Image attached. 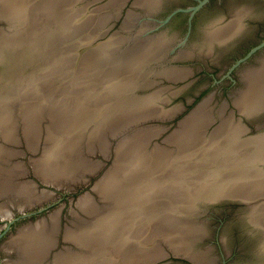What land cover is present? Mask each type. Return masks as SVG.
I'll return each instance as SVG.
<instances>
[{
    "label": "rangeland",
    "instance_id": "374dc122",
    "mask_svg": "<svg viewBox=\"0 0 264 264\" xmlns=\"http://www.w3.org/2000/svg\"><path fill=\"white\" fill-rule=\"evenodd\" d=\"M34 1L38 4L43 0ZM94 1L64 0L50 16H39L33 31L29 30V23L26 29L22 27L21 35L9 32V28L14 31L17 25L12 24L19 19H0V206L13 210L11 220L0 218V264H103L107 256L113 257L108 254L117 239L122 242L121 249L130 244V225L136 223V216L130 217L136 211L133 201L158 198L150 193L158 181L144 183L143 174L161 163L163 166L173 163L172 166L183 164L180 174L188 175L195 170L185 168L187 160L208 161V156L198 158L189 154L190 158L182 156L181 161L174 158V162L164 163L171 152H157L150 158L142 148L140 140L145 126H160L156 117L154 120L144 117L146 109L155 103L168 113L173 110L170 107L182 103L186 109L179 114L183 116L194 105L185 102L192 96L191 88L178 89L183 81L167 90L164 78L175 79L159 75V69L166 66L153 64L152 70L158 71L157 74L152 71L150 79L155 84L139 89L148 79L144 73L130 93V86H126L130 83L128 46L148 38L134 35L136 27H121V16L116 23L107 20L97 30L92 28V18L89 25H80L82 14L90 15L97 7L110 9L109 0ZM122 2H118L116 11L114 7L107 12L117 16L120 12L125 17L130 0ZM118 32L121 37L124 35L118 42L121 47L111 48L113 56H107L110 50L103 43ZM100 40L102 43L97 44ZM100 45L103 51L99 50ZM103 53L106 55L101 56ZM115 65L127 70L124 72L128 75L120 78L115 75L113 85L129 90L117 88L115 93L121 97L114 103L102 101L97 97L99 88L105 90L109 86L106 78ZM161 79L164 81L159 82ZM190 79L191 76L186 81ZM209 81L208 76L201 75L196 86ZM161 86L165 88L161 91L163 99L149 96ZM204 91H211V87ZM130 95L135 99L144 97L145 103L141 99L130 101ZM148 97L151 99L147 100ZM222 100L223 97L218 103ZM213 102L209 105H214ZM216 111L214 108L213 112ZM149 119L152 121L143 122ZM171 129L153 137L145 147L154 146V140L161 142ZM202 148L206 150L205 146ZM173 170L168 168L169 173ZM205 177H198L199 182H204ZM86 178L90 180L88 185L84 184ZM189 182L190 179L185 180L182 186L190 188ZM46 188L55 190V194ZM86 190L90 193H83ZM181 201L174 199L176 203ZM177 211L183 221L189 218L185 208ZM195 246L198 249L199 245ZM146 263L150 262L134 264Z\"/></svg>",
    "mask_w": 264,
    "mask_h": 264
},
{
    "label": "bare ground",
    "instance_id": "6f19581e",
    "mask_svg": "<svg viewBox=\"0 0 264 264\" xmlns=\"http://www.w3.org/2000/svg\"><path fill=\"white\" fill-rule=\"evenodd\" d=\"M63 1L64 0H43L41 2L42 4H36V1L34 0H30V3H27V0H0V11L2 10V12H0V19H5L6 21H15L19 19V22L15 21V24H12L17 25L14 26V31H10L12 28H9V32H11L12 34L21 35L24 33L22 27L23 29H26V27L31 24L29 30L33 31V26L36 24V21L40 19L39 16H50L52 11H54V8H56L58 4ZM122 1L124 0H109L108 4L110 9L108 8V6L107 10H100L97 7L95 11L90 15L82 14L81 16H79L80 25H89L90 18H92V28L94 30H97V26L105 24L111 17H117V15L107 11L112 10L114 7V10L116 11L118 2L123 3ZM158 1L159 0H134L132 3L134 6H143L145 10H152L156 7ZM80 11H82V9ZM130 13L132 12L128 10V13L125 15L124 19H122L123 24H121V27H124L126 29L130 28ZM232 24L234 23L232 22ZM23 25L27 26L24 27ZM132 26L134 27V24ZM225 27L221 26L212 28L209 31L208 40L211 41L214 39L216 40L225 37ZM228 29L226 28L225 30ZM232 30L235 29L233 28ZM228 32L231 33L232 31ZM228 32L226 33L228 34L227 37H229L230 34ZM120 33L121 32H118L116 36L110 37L107 42L103 43V46H108L110 50V53L107 56H113L111 50L114 47L116 49L121 47L118 42H120L121 39H124V35H122L123 37H121ZM222 35L224 36L222 37ZM3 36L4 35H1V37ZM5 38L7 39L10 37ZM146 38L148 39H146L145 41L141 40L140 42L133 43L132 46H128L130 47L128 49L130 50V60L127 70L130 74V83L126 84V86H130V93H132L135 87L138 86V82H140L138 79L144 73H146V78H148L146 79V81L144 80L142 82L144 87H149L152 86V84H155V80H151L153 78L150 79V74L152 73V71H154L156 74L158 71L152 70L153 64L162 59L165 56L164 52L167 50L166 49L164 51L168 41L162 36L156 35ZM99 43L101 44L102 40L98 41L97 44ZM103 46L100 45L98 47L100 51L104 50ZM86 48L89 47L87 46ZM85 51L86 49L84 50V52ZM185 52L187 53V51ZM189 52L192 53L191 51ZM82 55L85 54L82 53ZM105 55L106 54L103 53L101 56ZM124 60L126 61V59ZM263 63L264 61L262 62V64ZM119 67L120 66L115 65L111 69L109 76L106 78V82L109 86H105V90H101L99 88V94H97L96 92L98 99H101L102 101L107 99L114 103V100H117V98L121 97L115 93V91L118 90L117 88H126L129 90V88L125 86L118 87L117 85H113L116 82L114 78L115 75H118V78L122 77V75L124 74L128 75V72H124L127 70L122 71L121 67ZM166 67H162L161 69H159V75L163 74L165 77L175 80L181 79L182 77H185L187 75V71L182 68ZM250 70H247L248 73L251 72ZM253 71V74L256 73L255 77L252 75L253 78L251 79L244 75V77L249 78L250 81H247L249 83L245 85L242 91L239 90V92H241L240 95H235L233 99V103L241 113L247 112L249 114V112H253V110L256 111L258 108H260V106H262L263 109L264 106V101L262 100L263 98L260 96L261 93H264V84L262 83V85H260L259 83L261 77L264 75V66H259V68H256V70L254 69ZM247 78L246 80H248ZM262 80L263 79H261V81ZM163 89L165 90L164 86H161L156 90L151 91L149 93V96L153 97L154 99H161V93L163 92ZM167 90L169 89L167 88ZM177 91L178 89L175 92ZM258 93L260 94L259 96L261 97V100L256 99ZM210 96L207 95L206 97H204L202 101L197 103L190 112L180 118L174 128H172L162 137L161 142L159 141L157 143V141L154 140V143L156 144H154V146H152L150 149L146 148L145 146L151 139H153V137L160 136L163 133L164 129H162V127L157 128V126L153 125H146V129H143V132L141 133L143 140L141 139L140 142L142 144L141 146H143L142 148L146 152H148V156L150 158H152V155L157 152H171V155H168V158H165L164 163H168V161L174 162V158L177 160L179 159V161L187 157L190 158L189 154H194L195 157L198 158L201 155H203L204 157L208 156V161H195V159L187 160L185 168L195 170L192 172H188V175L180 174L183 168V164H176L172 166L173 163L171 165L165 166H163V163H161V166L151 167L147 174H143L141 181L144 183H149L153 179L158 181L154 190H151L150 192L151 196H157L158 198H148L145 200V202H142L139 199H137L138 201H133L132 204L134 205L136 211L135 213H132L130 217L136 216V223H131L130 225V244H125V247L121 249L119 247L122 246V242L120 239H117L114 243L113 249H111L108 254L112 255L113 257L107 256L106 258L108 259H106L103 264H134L136 262H150L146 264H152L158 261L160 258L165 257L170 252L173 254L186 256L196 264H212L207 249L198 250L195 247L196 241H198L205 233L203 220L197 219L196 217L199 215L197 206L198 201L211 200L221 196L224 193L227 195V193L229 194L231 192L234 193L233 195H235V193L241 195V198L247 202H250L252 200L251 198L254 197L256 193L258 194L260 192L264 195V178L262 177L263 175H261L263 172L260 173L263 169H261L260 171L259 168H256V161L264 160V134L260 137L255 136L256 138H250L249 136L242 137L241 125L239 126L238 122L235 123L231 121L233 120L230 118L231 116H224V114L223 116H220V123L215 125V127L211 130L207 131V126L212 123L213 120H215L213 116V107L212 105H209ZM150 97H148L147 100H150ZM164 97L166 98V95ZM140 99L143 100L144 97ZM140 99H135L133 95H130V101L135 100L137 102V100ZM143 103H145L144 100ZM255 104H258L256 105L258 107H256V110L253 109V107L255 108ZM110 105H112L111 102ZM225 105L223 101L220 107H218V111L216 112H224V109L226 108ZM251 106H253V110L250 109L251 111H249V107L251 108ZM102 107L103 106H101L100 108ZM162 110L167 111L164 109ZM175 110L177 109L173 108L171 112L165 113L162 112L158 105L154 103L152 108L146 109L144 117H146L145 115H147L152 119L153 117H156L155 119H163L171 117L175 113ZM152 119L143 122H149L152 121ZM154 127L156 128L155 131L153 130ZM203 146L206 147L205 151H202ZM200 152L201 154L199 155ZM182 156H184V158H181ZM148 165L149 161H146L145 167H148ZM169 167L171 169H174L171 173H169L168 171ZM169 177L172 178L166 180ZM198 177H205L204 182H199L198 179L200 178ZM187 179H190V188H185L182 186ZM88 181L89 178H86L84 180L85 184L88 183ZM99 181L101 180L99 179ZM101 183L102 182H100L99 185ZM159 184L160 187H158ZM98 192L100 193V190ZM142 194L144 193L142 192ZM171 195L176 196L175 198L179 201L184 198L185 200L181 201L182 203H176L174 202L175 198L169 197ZM233 195L231 194V196ZM168 197L169 200L167 201ZM261 202L262 201H260L259 203L261 204ZM253 204L255 205V203ZM156 205H162L163 208L157 207ZM254 205H251L250 209H248L247 215L249 217L252 216L253 219L258 220V223L261 220L262 223L259 224L263 226L262 229L264 231V202L262 203V205H258V207ZM188 207H190L191 209L188 210ZM180 208H185L186 212H188L187 216H189V218H185V221H183L182 218L177 215V210H180ZM12 217V209L0 206V218L11 220ZM135 229H140L141 231L138 232L135 231ZM261 242V248H263L264 250V237L263 241Z\"/></svg>",
    "mask_w": 264,
    "mask_h": 264
},
{
    "label": "flooded vegetation",
    "instance_id": "af4514ba",
    "mask_svg": "<svg viewBox=\"0 0 264 264\" xmlns=\"http://www.w3.org/2000/svg\"><path fill=\"white\" fill-rule=\"evenodd\" d=\"M99 1L102 0H96L94 3ZM133 1L130 0L128 10L132 12L130 28L133 29L134 24L137 31L134 35L141 38L160 35L168 41L164 49V51L168 50L164 52L166 57L154 63V66L179 65L180 68L191 71V79L184 82L183 89L191 88L190 99H194L193 103L211 95L210 103L215 101L212 106L218 111V107L223 103H218V100L223 97L222 101L224 105L226 104V108L224 112H213L215 120L207 126V131L220 123V116L224 114V116H231L230 118L233 119L231 121H237L239 126L241 125L242 137L262 136L264 106L262 109V106L258 108L256 106L258 104H255V108L251 106L249 111L256 110L257 107L256 111L253 110L249 114L241 113L233 103V99L235 95H240L239 90L244 89L249 83L247 81H250L249 78L252 79V75L255 77L256 73L253 74V70L264 66V63L262 64L264 61V0H159L160 2L158 1L152 10H145L140 5L134 6ZM119 16L124 19L119 12L117 17L110 18L111 23H116ZM221 26H226L225 29L229 28L224 29L226 38L222 35L221 39L208 40L209 31ZM233 28L235 30H232ZM227 32L230 33L229 37ZM247 70H250L252 74ZM201 75L208 76L210 81L197 87L196 84ZM244 75L249 77H246L248 80ZM262 77L261 79L264 80ZM261 79L260 85L264 84ZM210 87L211 91H204ZM259 93L256 99L261 100L262 97L264 101V93L261 95ZM187 100L185 99V102ZM228 109L229 112H227ZM180 116L182 117L178 114L176 119L181 118ZM263 161H256V168L260 171L264 170ZM263 170L260 173L263 172L261 175L264 178ZM231 194L234 193H227V195L224 193L214 198L216 202L200 204L199 215L196 217L208 223V226L204 224L205 233L195 244L199 245L198 249H207L212 264H264V250L261 248L264 231L263 226L259 224L262 222L260 220L258 223V220L247 215L253 203L256 207L262 205L264 195L260 192L256 193L252 200L247 202L241 198V195L235 193L231 196ZM260 201H262L261 204ZM168 254V257H162L152 264H196L187 257L175 256L177 254L171 252Z\"/></svg>",
    "mask_w": 264,
    "mask_h": 264
},
{
    "label": "water",
    "instance_id": "95a60500",
    "mask_svg": "<svg viewBox=\"0 0 264 264\" xmlns=\"http://www.w3.org/2000/svg\"><path fill=\"white\" fill-rule=\"evenodd\" d=\"M201 3V2H200ZM191 9V8H190ZM113 25V24H112ZM176 59V58H175ZM169 67V66H168ZM170 67H177V68H180L179 67V65H172V66H170ZM192 74V72L191 71H189L188 72V74L184 77V78H182V79H177V80H167V79H165L164 77V80L165 81H167V84L165 85L168 89L169 88H172V87H174L175 86V84L177 85L179 82H183V81H186L187 80V78L190 76ZM163 79H161L159 82H163L164 81ZM190 81V80H189ZM185 86V84H183V85H180L179 87H178V89H182L183 87ZM145 89V88H147V87H141V88H139V89ZM203 99V98H202ZM202 99H200L198 102H196V103H194V105L188 110V112H190L193 108H194V106L197 104V103H199L200 101H202ZM167 101H169V100H167ZM166 101V102H167ZM193 101H194V99L193 98H191V99H188V101H187V104H191V103H193ZM162 107H164V105H161ZM164 108H166V107H164ZM170 108H175V109H177L176 110V112L171 116V117H167V118H163V119H156V120H158V121H160V126L159 127H162V129H164V130H168L169 128H174V126L177 124V122H178V120L180 119H175L176 118V116L179 114V113H181V111L180 110H183V109H186V106L184 105V104H182V103H179L178 104V106H173V107H170ZM187 112V113H188ZM187 113H185V114H183V116L184 115H186ZM182 116V117H183ZM181 117V118H182ZM167 121H171L170 123H167ZM90 183V180H89V182H88V184ZM37 184V183H36ZM76 184L77 183H75L73 186H76ZM85 184V183H84ZM88 184H86V185H88ZM86 185H84V186H86ZM59 188V187H58ZM46 189H48V190H51L54 194H55V190H53V189H50V188H46ZM93 188L92 187H90V190H92ZM90 190H86V191H84L83 193H90ZM79 196V195H78ZM217 200H215V199H211V200H199L198 201V207H200V204H202V203H212V202H216ZM8 227V226H7ZM167 257L169 256V254H167L166 255ZM165 256V257H166ZM175 256H182V255H175ZM182 257H186V256H182ZM188 258V257H187Z\"/></svg>",
    "mask_w": 264,
    "mask_h": 264
}]
</instances>
